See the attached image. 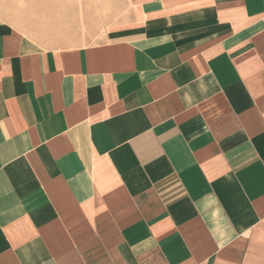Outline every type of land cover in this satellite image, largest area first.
<instances>
[{"label":"crops","instance_id":"crops-1","mask_svg":"<svg viewBox=\"0 0 264 264\" xmlns=\"http://www.w3.org/2000/svg\"><path fill=\"white\" fill-rule=\"evenodd\" d=\"M0 264H264V0H0Z\"/></svg>","mask_w":264,"mask_h":264}]
</instances>
